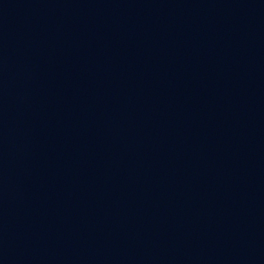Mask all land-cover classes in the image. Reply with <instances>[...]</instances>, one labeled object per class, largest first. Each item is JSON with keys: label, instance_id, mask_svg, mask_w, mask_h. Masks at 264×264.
Listing matches in <instances>:
<instances>
[{"label": "water", "instance_id": "obj_1", "mask_svg": "<svg viewBox=\"0 0 264 264\" xmlns=\"http://www.w3.org/2000/svg\"><path fill=\"white\" fill-rule=\"evenodd\" d=\"M0 264H264V0H0Z\"/></svg>", "mask_w": 264, "mask_h": 264}]
</instances>
